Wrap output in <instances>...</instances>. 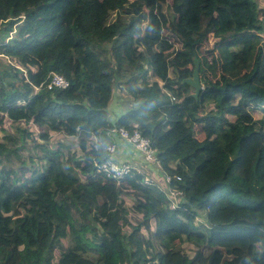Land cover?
<instances>
[{"label":"trees","instance_id":"1","mask_svg":"<svg viewBox=\"0 0 264 264\" xmlns=\"http://www.w3.org/2000/svg\"><path fill=\"white\" fill-rule=\"evenodd\" d=\"M68 3L69 29L54 30ZM263 31L255 0H0V57L20 66L0 70V111L20 105L41 152L37 166L0 156V264H264V48L240 76L206 79L197 99L182 83L209 36ZM50 73L68 87L49 91ZM115 83L134 106L111 122ZM122 127L150 141L182 193L175 208L142 173L117 186L94 165L110 157L95 134L112 143ZM51 132L78 148L52 144Z\"/></svg>","mask_w":264,"mask_h":264},{"label":"rangeland","instance_id":"2","mask_svg":"<svg viewBox=\"0 0 264 264\" xmlns=\"http://www.w3.org/2000/svg\"><path fill=\"white\" fill-rule=\"evenodd\" d=\"M255 2L258 6L264 7V0H255ZM167 4L170 6L169 1ZM67 8V15L69 14V16H67L68 20L63 26L59 24V22L61 21L59 15L57 18L53 17V15H56L57 12L51 14V16L53 17L52 24L56 25V28L54 30L61 28H64L65 30L69 29V24L74 15V3H68ZM167 18L168 25L171 26L173 17L170 9H168ZM17 31L18 27H14V31L11 34H8L6 41H11V38H13L17 34ZM176 47L182 50L185 49L182 48V44L180 43H176ZM259 47L264 48V31L261 34L250 33L247 35H241L227 42H220L218 39L211 38V36H209L207 43L201 44L196 47V55L200 59L199 77L201 85L203 86V82L206 79L212 81L213 83L219 84L220 74H225L231 78H235L237 76H240L244 71H249L253 64V57ZM185 51L190 52V49H185ZM9 66L20 67L10 58L0 57V70ZM19 69L21 74L23 72V69ZM170 76H173L172 73H170ZM260 77H264V54L262 58ZM20 79L22 82L24 81V78ZM125 88L126 87L124 86V84L121 85L115 83L113 85V95L108 105V119L111 122L116 121L121 115L126 113V111L134 106V104H129V102H134V99L129 97L130 94L125 90ZM193 92L194 90L191 89L186 93L192 94ZM19 111L20 105H17V112L12 110V112H9L8 119L6 120L4 118V128L6 130H3V132L0 133V156H3L6 159V163L10 165L14 159L13 153L15 151H19L20 155L25 158H27L28 156L33 157L35 166H37L38 157H40L41 152L34 151L32 149V145L34 142L38 141V130L35 127L26 125L23 123V121L19 120L17 118V113H19ZM49 135H52L54 137L52 144L56 143V141L59 140L63 145H65L72 151L78 148L75 138L73 137H59V135L54 134L53 132L49 133ZM110 135L112 136V144L115 145L114 150L116 152V142L120 141V138L113 135L112 132L110 133ZM195 136L197 138L201 137V133L199 132L197 127L195 128ZM132 148L137 153L134 157L138 161L128 162L130 163V166L135 167V169L139 173H142L145 176L146 183H154L157 188H159L162 192L166 193L167 196H169L168 193L170 188L166 181L163 169L159 165V162L155 160L153 162L145 163L141 153L134 147ZM8 153H11V159ZM8 159L10 160V162L8 161ZM27 164H29L28 161ZM202 220L203 215L196 220V223H200ZM172 243L175 248L179 247V242L177 240H173Z\"/></svg>","mask_w":264,"mask_h":264},{"label":"built area","instance_id":"3","mask_svg":"<svg viewBox=\"0 0 264 264\" xmlns=\"http://www.w3.org/2000/svg\"><path fill=\"white\" fill-rule=\"evenodd\" d=\"M24 77H27V74L24 73ZM68 87V81L56 74L51 73L49 75L48 83H47V89L50 91L54 88L56 89H66ZM16 111V109H14ZM9 112L12 111H0L1 115V122H0V133L3 132V130H6L4 128V118L7 120ZM26 125H29V122H25ZM112 134L116 135L120 138V140L124 141L131 147H134L136 150H138L142 157L144 158V162H153L156 160L155 157V150L151 148L150 141L144 137L141 136V134L137 130H128L127 128H114L112 129ZM115 152V150H114ZM3 153V152H2ZM10 155L11 159V153H8ZM108 160H102L101 163L96 160L94 162V165L103 172L105 178L111 182H114L117 186L121 184V182L126 178V176L132 171L135 170V167L130 166V163L128 162H119L112 158L113 153H109ZM8 161H10L8 159ZM138 172V171H137ZM167 183L170 182V177L165 176ZM177 180H180V177H176ZM144 183L149 184V182L146 183V178L144 177ZM169 196L168 199L170 201V207L175 208V206L179 202V196L182 194L180 191H174L169 190Z\"/></svg>","mask_w":264,"mask_h":264},{"label":"clouds","instance_id":"4","mask_svg":"<svg viewBox=\"0 0 264 264\" xmlns=\"http://www.w3.org/2000/svg\"><path fill=\"white\" fill-rule=\"evenodd\" d=\"M24 73H26L25 70L20 74L22 78H24L23 82H27L28 79L27 77H24ZM27 74V73H26ZM51 74V73H50ZM49 74V75H50ZM26 122V121H25ZM25 122H23L25 124ZM29 122V121H28ZM30 126H33L31 122H29ZM34 127V126H33ZM95 149L100 152L101 154L108 155L109 153H114L115 145L110 142V139L106 136H102L100 134H95V144H94ZM20 155V153H19ZM21 156V155H20ZM23 157V156H22ZM29 157V156H28ZM27 157V158H28ZM10 162V161H9Z\"/></svg>","mask_w":264,"mask_h":264},{"label":"water","instance_id":"5","mask_svg":"<svg viewBox=\"0 0 264 264\" xmlns=\"http://www.w3.org/2000/svg\"><path fill=\"white\" fill-rule=\"evenodd\" d=\"M193 64H194V70H193L192 76L184 79L182 83L189 85L191 89L194 90L191 96L194 99H197L203 87L201 85V81L199 77L200 61L198 60L196 56L193 57Z\"/></svg>","mask_w":264,"mask_h":264},{"label":"crops","instance_id":"6","mask_svg":"<svg viewBox=\"0 0 264 264\" xmlns=\"http://www.w3.org/2000/svg\"><path fill=\"white\" fill-rule=\"evenodd\" d=\"M116 136V135H115ZM117 149L113 158L119 162H137L138 160L134 157L137 153L127 143L120 140L116 142ZM140 162V161H139Z\"/></svg>","mask_w":264,"mask_h":264}]
</instances>
